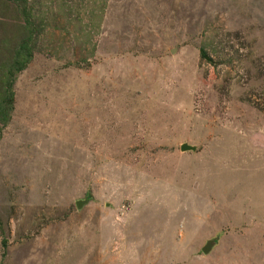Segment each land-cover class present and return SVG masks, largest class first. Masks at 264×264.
<instances>
[{
    "label": "rangeland",
    "instance_id": "1",
    "mask_svg": "<svg viewBox=\"0 0 264 264\" xmlns=\"http://www.w3.org/2000/svg\"><path fill=\"white\" fill-rule=\"evenodd\" d=\"M94 1L11 78L0 264H264V0Z\"/></svg>",
    "mask_w": 264,
    "mask_h": 264
},
{
    "label": "trees",
    "instance_id": "2",
    "mask_svg": "<svg viewBox=\"0 0 264 264\" xmlns=\"http://www.w3.org/2000/svg\"><path fill=\"white\" fill-rule=\"evenodd\" d=\"M74 1L76 0H72V2ZM79 1L82 3L83 0ZM86 1L89 2L92 0ZM99 1L100 0H96L93 2L94 4L90 12L91 14L96 11L97 8L94 7L98 6ZM54 4L58 6L59 14L56 13L57 15L68 16L72 10H75V14L79 16L80 6L77 7L76 4L72 3V6L75 8L71 6L66 8L68 4L61 2V0H0V10L5 9L3 11H7V13H12L11 11L17 12L18 24L21 29H23V34L25 35L18 39V42L11 51L6 50L5 55L7 59L3 65H0V136L3 128L8 125L12 115L13 83L11 78L15 73L24 70L28 63L32 61L34 55V35L38 36L39 31L41 30V25L46 21L47 12L54 11ZM208 46L214 49L212 51L214 54H212L217 55L216 48L218 46H213L211 44H208ZM200 56L204 59L208 57L205 47L200 49ZM209 62H211L210 58ZM5 248L6 242L3 240L2 255H4Z\"/></svg>",
    "mask_w": 264,
    "mask_h": 264
},
{
    "label": "water",
    "instance_id": "3",
    "mask_svg": "<svg viewBox=\"0 0 264 264\" xmlns=\"http://www.w3.org/2000/svg\"><path fill=\"white\" fill-rule=\"evenodd\" d=\"M196 150V147L193 145H189L187 143H183L180 145V151L181 152H194ZM90 198L88 195H86L83 199L77 200L75 202V206L78 210H81L86 204H88ZM218 237L214 239L208 240L205 245L202 247L201 252L204 255H208L210 251L213 249L215 244L217 243Z\"/></svg>",
    "mask_w": 264,
    "mask_h": 264
},
{
    "label": "flooded vegetation",
    "instance_id": "4",
    "mask_svg": "<svg viewBox=\"0 0 264 264\" xmlns=\"http://www.w3.org/2000/svg\"><path fill=\"white\" fill-rule=\"evenodd\" d=\"M202 249V248H201Z\"/></svg>",
    "mask_w": 264,
    "mask_h": 264
}]
</instances>
